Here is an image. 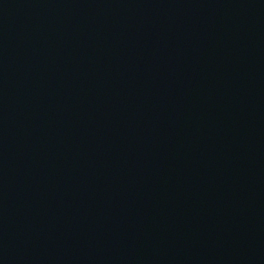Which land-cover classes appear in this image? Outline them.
<instances>
[{
	"label": "water",
	"instance_id": "obj_1",
	"mask_svg": "<svg viewBox=\"0 0 264 264\" xmlns=\"http://www.w3.org/2000/svg\"><path fill=\"white\" fill-rule=\"evenodd\" d=\"M0 264H264V0H0Z\"/></svg>",
	"mask_w": 264,
	"mask_h": 264
}]
</instances>
